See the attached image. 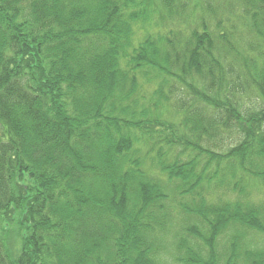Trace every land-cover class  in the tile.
Returning a JSON list of instances; mask_svg holds the SVG:
<instances>
[{
  "label": "trees",
  "instance_id": "obj_1",
  "mask_svg": "<svg viewBox=\"0 0 264 264\" xmlns=\"http://www.w3.org/2000/svg\"><path fill=\"white\" fill-rule=\"evenodd\" d=\"M0 264H264V0H0Z\"/></svg>",
  "mask_w": 264,
  "mask_h": 264
},
{
  "label": "rangeland",
  "instance_id": "obj_2",
  "mask_svg": "<svg viewBox=\"0 0 264 264\" xmlns=\"http://www.w3.org/2000/svg\"><path fill=\"white\" fill-rule=\"evenodd\" d=\"M26 234L25 227L20 223H11L9 226H7L6 235L8 237L7 240L10 242H15L14 246L17 248H20L22 246L23 237ZM21 243V245H20ZM17 245V246H16ZM16 248V249H17Z\"/></svg>",
  "mask_w": 264,
  "mask_h": 264
}]
</instances>
